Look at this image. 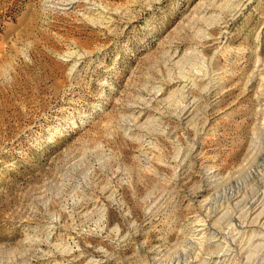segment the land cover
Wrapping results in <instances>:
<instances>
[{"label": "rangeland", "instance_id": "374dc122", "mask_svg": "<svg viewBox=\"0 0 264 264\" xmlns=\"http://www.w3.org/2000/svg\"><path fill=\"white\" fill-rule=\"evenodd\" d=\"M257 209L264 0H0V264H264Z\"/></svg>", "mask_w": 264, "mask_h": 264}, {"label": "bare ground", "instance_id": "6f19581e", "mask_svg": "<svg viewBox=\"0 0 264 264\" xmlns=\"http://www.w3.org/2000/svg\"><path fill=\"white\" fill-rule=\"evenodd\" d=\"M214 78H216L217 79V81H218V79H220L221 78V76H220V73H216L215 74V76H214ZM215 79V80H216ZM191 80V79H190ZM219 82V81H218ZM256 83V82H255ZM157 99V98H156ZM194 102V101H193ZM196 105V104H195ZM194 109H195V107H194V104L191 102V103H189L188 104V106L185 108V110H184V115L186 116V117H189L191 114H192V112L194 111ZM259 206V205H258ZM255 209V208H254ZM257 210H259V212L261 213V212H263L264 211V209H257ZM255 211V210H254ZM198 223V222H197ZM203 228V227H202ZM201 228V229H202ZM200 229V230H201ZM200 230H197V232H199ZM162 252V251H161ZM218 258H220L219 256H218ZM210 259V258H209ZM218 263V262H217ZM215 264V263H214Z\"/></svg>", "mask_w": 264, "mask_h": 264}]
</instances>
